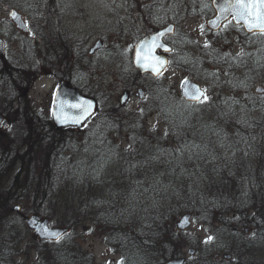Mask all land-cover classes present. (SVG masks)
I'll return each instance as SVG.
<instances>
[{
  "label": "trees",
  "instance_id": "16d2710c",
  "mask_svg": "<svg viewBox=\"0 0 264 264\" xmlns=\"http://www.w3.org/2000/svg\"><path fill=\"white\" fill-rule=\"evenodd\" d=\"M137 1V10L127 12L128 60L139 38L173 24L165 38L173 47L168 67L206 81L208 99L187 102L156 77L145 92L148 108L123 112L111 101L99 103L84 127L55 130L30 121L35 114L24 89L69 32L77 6L73 0H0L5 11H31L47 22L33 29L28 62L11 68L0 62V114L9 122L8 136H0V264H158L184 256L183 246L195 250L184 264H264V93L249 90L254 79H264V32L234 26L241 31L240 54L213 43L196 46L179 24L187 16L210 17L211 0ZM118 41L112 47L123 53ZM127 71L135 79L129 62ZM147 110L157 113L162 132L146 129ZM24 202L26 210H12ZM184 213L212 239L200 242L177 230L175 219ZM30 214L67 232L55 241L36 239L35 259L26 263L16 259L27 232L22 218ZM84 224L101 232L117 262L97 263L83 249L77 230Z\"/></svg>",
  "mask_w": 264,
  "mask_h": 264
},
{
  "label": "rangeland",
  "instance_id": "374dc122",
  "mask_svg": "<svg viewBox=\"0 0 264 264\" xmlns=\"http://www.w3.org/2000/svg\"><path fill=\"white\" fill-rule=\"evenodd\" d=\"M73 2L77 6L75 11L78 16L75 15L76 18L73 16L71 18L72 22H70L68 26L66 25L67 29H69V32H67L66 35L73 31H70L72 28H75L74 30L85 28L89 29L87 30L89 32L88 37L85 39L82 37V35L78 37V39L82 41V46H84V48L92 46L95 40L99 37L98 35L104 36L103 40L105 43V47L102 50V52L104 51L103 53L97 54L91 59L85 58V60L80 62L79 65L82 70H79V76H77L79 77L78 86L81 88V90L84 92L87 91L89 93H94L95 95L99 96L100 99L98 97L97 98L100 105L107 107L110 101H114L113 103L117 104L124 89L132 88L134 92H136L137 88H142L145 92L146 90L150 89L151 85L156 83V77H151L150 75H138L136 72L132 71L137 75L135 79H132L130 78V73L128 74V71H123V55H125V52L132 43L130 33L128 32L130 23L129 16L131 14H128L127 12H135L137 10L138 1L73 0ZM22 15L25 24L29 27V33L25 34V36L23 34L16 33V31L13 30L9 24L7 11H5L2 6H0V36L4 38L6 37V40L8 41V52L10 53V55L9 53L6 55V60L3 61L4 65H2L3 67H8L6 65L7 62L12 63L13 66H15V63H18L16 61H19L22 65L28 62L32 38L35 37L33 32L34 27L37 26V30L42 29V27H47L45 18L41 16L37 17L36 13L33 14L31 11H28L22 13ZM206 20L207 18L201 16H187L180 22L179 29L181 32L192 38L197 44L196 46L201 45L204 47L209 45V43H213V45H215L217 48L226 47L236 54H240L243 51V47L239 42L241 39L239 33L241 31L237 28H234V24H232V22H228L224 28L221 29L219 34H210L205 27ZM76 25L77 27H75ZM50 26L52 25H49V27ZM65 40H71V37L64 36L58 41ZM117 40H119L118 46H122L124 53L113 49L111 43ZM56 41L57 40H53L50 43L53 44L56 43ZM23 44H25L26 49H23ZM41 45V50H45V44L41 42ZM80 45L79 53L81 55L82 50L84 51V48H82V46L80 47ZM9 56H12V59ZM75 56L79 57L76 49L67 48V50L64 49L63 53L60 54L58 61L63 60L65 63L69 64L72 62L71 59H75ZM12 65L8 68L13 67ZM57 71L58 70L54 67V65L47 66L40 62L39 69L33 73L30 86L24 89V94L28 99L29 108H31V111L35 114L34 118H32L30 121L34 120L35 122L41 125L43 124L44 126L52 125L50 121V108L56 86L55 76L58 77L59 74ZM127 74L129 75L128 78ZM157 77L159 78V81L168 86L170 90L175 89L179 95L180 84L185 78H191L195 80L207 93H209L207 90V86L209 84L206 81L195 78V76L189 74L187 71L182 70L181 68L167 67L165 71H163V73ZM126 86H128V88H126ZM257 87H262L263 91L261 93H264V79H258L257 81L254 79L251 82L249 90L254 92L255 88ZM145 99V97L143 99H139L136 95L128 97L122 111L129 112L133 110L136 111V108H148L149 105L146 104V101L144 102ZM149 108H151V106ZM153 110H150L151 112L149 113L147 110L145 113L146 129H155L158 127V131L162 132V125L159 123L157 113ZM139 112L141 111H138V113ZM0 136H8L4 127L0 128ZM126 136L127 135L123 133L119 135V139L122 141L124 146L126 145ZM25 146V144H21L19 151L22 152L23 149L26 148ZM30 152L31 156L38 155L36 149H30ZM28 157L29 156H26L25 159H29ZM22 204L23 206H21L19 203L15 204L14 206L18 205L20 207L19 211L21 210V207H24L23 210H26L27 204L25 202ZM179 216L176 217L175 223ZM25 217L28 216H23V218ZM40 217L41 219L45 218L42 216ZM191 221L192 223L190 227L184 231L187 236L198 238L200 242L210 237V233H208L206 229L200 228L198 224L193 222L192 219ZM53 222L54 220L49 219V224L51 226H55ZM25 225L24 227L27 232L25 231V236L19 243L20 248L24 247L22 251L23 253L17 256L18 258L16 260H25L26 263H29L35 259L36 254L35 251H33V248L36 245L35 242L37 237L33 234L32 230ZM77 236L78 242L81 244L83 249L90 252L94 256L95 262L106 263L117 262L119 260V254L113 253L110 248L104 244L102 241V234L99 230L89 228L88 224H84V226H80L78 228ZM188 248L190 247L183 246L181 249L186 259L189 258L186 253Z\"/></svg>",
  "mask_w": 264,
  "mask_h": 264
},
{
  "label": "water",
  "instance_id": "95a60500",
  "mask_svg": "<svg viewBox=\"0 0 264 264\" xmlns=\"http://www.w3.org/2000/svg\"><path fill=\"white\" fill-rule=\"evenodd\" d=\"M236 1L237 0H211L214 14L206 20V26L211 31H216L225 21L231 19L234 24L241 25L247 33L261 31L259 28L249 30L248 23L252 22L255 17L253 15L241 18L239 13L243 11V9L238 6L234 7ZM246 3H248V0H246ZM251 5L252 4H249V7ZM12 13H15V17H13ZM253 13H264V8H261L259 3L256 2ZM8 17L18 30L23 33L28 32V28L25 26L19 11L10 9L8 11ZM173 30L174 26L169 24L144 35L135 43L132 53V63L138 74H148L155 77L165 71L168 64L166 54L172 51V47L163 41V37L172 34ZM101 46L102 42L100 40L96 41L90 49V53L98 50ZM138 51L140 52L139 58L137 57ZM3 56L4 43L0 38V57ZM185 82L187 83L185 84ZM193 86L204 92L199 83L191 78H185L180 84V95L187 102H197V100L191 99L188 95H185L186 89L192 91ZM255 91L261 93L263 89L262 87H257ZM136 94L139 98H142L144 92L139 88ZM126 96L127 93L123 92L120 104L125 103ZM88 105H90V107H88V114L84 115L82 110ZM96 109L97 102L94 98L81 94L76 88L68 86L65 82L57 84L51 106V119L56 130L67 126L82 127L95 113ZM7 125V119L0 114V127H6ZM19 209L20 207L18 205L13 207V210L16 212H18ZM24 221L26 226L31 229L34 235L40 240L55 241L67 231L66 228L51 226L47 218L41 219L37 214H31L25 217ZM191 223V214L184 213L178 217L175 227L177 230L184 231L190 227ZM244 231L247 232V229H244ZM186 253L188 256H191L194 254V249L188 248ZM223 257L229 259L230 255L223 254ZM184 261L185 257H177L162 261L158 264H184Z\"/></svg>",
  "mask_w": 264,
  "mask_h": 264
},
{
  "label": "flooded vegetation",
  "instance_id": "af4514ba",
  "mask_svg": "<svg viewBox=\"0 0 264 264\" xmlns=\"http://www.w3.org/2000/svg\"><path fill=\"white\" fill-rule=\"evenodd\" d=\"M245 2H246V0H245ZM234 7H237V1L235 2V6ZM254 8H255V6L253 7L251 5L248 9H243V11H245V12H247V11L253 12ZM9 24L13 28V30L16 31V33L22 34L21 31H18L15 28V25L10 20H9ZM87 30H89V29H87ZM88 33H89L88 31H84L81 34H79L77 32L74 33L73 31L71 33H68L66 36H70L71 40H68V41L67 40H65V41H57V44L53 48V50L47 51V53H46V55L44 57V65H47V66L48 65H54V67L58 70L57 71V73H59L58 77L55 76L56 85L59 84L60 82H65L68 86L76 88L82 94L92 96V95H90L89 92H87V91L84 92L83 90H81L80 87H78L76 85L78 83V81H79V77H78L79 76L78 75L79 74V70H82L79 64H80L81 61L85 60V58L91 59L95 55L103 53L104 51L102 52V50L105 47L104 46L105 43H104V40H103L104 36L98 35L99 37L95 40V42L100 40L102 42V46L98 50H95L94 52L90 53V49L92 48V46L94 45L95 42L93 43L92 46H90L88 48H84V46H82V41H80L78 39V37H80L81 35L85 39L86 37H88ZM0 38L3 40V43H4V56L0 57V62L2 61V65H4L3 61L6 60V55L9 53L8 52V41L6 40V37L4 38V37L0 36ZM79 45H80V47L82 46V48H84V51L82 50L81 55L79 53ZM67 48L76 49V52L78 53L80 58L75 56V59H71L72 62H70L69 64L65 63L63 60L62 61H58L59 57H60V54L63 53L64 49L67 50ZM9 55H10V53H9ZM9 57L12 59V56H9ZM126 58H127V53L125 52V55H123V71H126V69L128 67L129 60H127ZM130 62H132L131 58H130ZM10 64L12 65V63H8L7 62L6 65L9 67V66H11ZM51 75H54V74H51ZM124 92L127 93L126 100H127L128 97H131L132 95H135V92L132 90V88L131 89H124ZM122 95H123V93H122ZM111 97H112V95H111ZM120 100H121V97L119 98L117 104L116 103H114V104L123 109L124 106H123V104H120ZM126 100H125V102H126ZM90 119H92V118H90ZM50 121H52L51 112H50ZM71 128L72 129H76L74 127H71Z\"/></svg>",
  "mask_w": 264,
  "mask_h": 264
},
{
  "label": "snow or ice",
  "instance_id": "6c2138e0",
  "mask_svg": "<svg viewBox=\"0 0 264 264\" xmlns=\"http://www.w3.org/2000/svg\"><path fill=\"white\" fill-rule=\"evenodd\" d=\"M258 2L261 8H264V0H248V3L245 2V0H237V6L241 9H248L249 8V4H252V6H255V3ZM13 17H15V13H12ZM241 18H244L246 16H253L254 15V20L252 22L248 23V28L249 30H252L254 28H259L261 31H264V13H253L251 11H241L239 13ZM140 56V52H137V57L139 58ZM187 82H185L186 84ZM185 95H188L191 99L200 101V102H204L208 99V96L202 92L201 90H199L198 88H195V86H193L192 91H188L186 89L185 91ZM88 107H90V105H88L87 107L83 108V114L87 115L88 114ZM209 240H211L212 238L209 237ZM120 264H122V261L120 262Z\"/></svg>",
  "mask_w": 264,
  "mask_h": 264
},
{
  "label": "bare ground",
  "instance_id": "6f19581e",
  "mask_svg": "<svg viewBox=\"0 0 264 264\" xmlns=\"http://www.w3.org/2000/svg\"><path fill=\"white\" fill-rule=\"evenodd\" d=\"M6 118V117H5ZM7 119V118H6ZM8 121V120H7ZM8 124H9V122H8ZM51 124H52V126H53V128L55 129V127H54V124H53V122L51 121ZM8 126V125H7ZM0 128H3V127H0ZM5 128V127H4ZM56 130V129H55ZM12 210H13V208H12Z\"/></svg>",
  "mask_w": 264,
  "mask_h": 264
}]
</instances>
